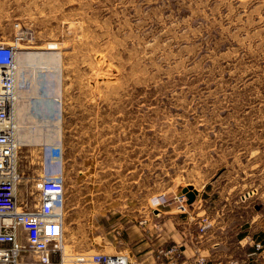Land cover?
Returning <instances> with one entry per match:
<instances>
[{
	"label": "rangeland",
	"instance_id": "obj_1",
	"mask_svg": "<svg viewBox=\"0 0 264 264\" xmlns=\"http://www.w3.org/2000/svg\"><path fill=\"white\" fill-rule=\"evenodd\" d=\"M16 22L19 160L33 176L62 143L67 255L104 243L119 186L135 220L189 185L264 255V0H0V39Z\"/></svg>",
	"mask_w": 264,
	"mask_h": 264
},
{
	"label": "built area",
	"instance_id": "obj_2",
	"mask_svg": "<svg viewBox=\"0 0 264 264\" xmlns=\"http://www.w3.org/2000/svg\"><path fill=\"white\" fill-rule=\"evenodd\" d=\"M32 36L24 23L13 25V35L0 39V264H65L73 256L80 264H141L129 253L67 255L63 231V203L65 188L62 173L52 175L51 162L61 165L63 145L59 141L44 145L40 175L25 177L19 171V152L25 145L20 140L19 124L15 115L18 92L29 86L24 71L16 61L19 45ZM174 207L185 213L188 204L182 192L162 193L154 207ZM145 219L141 220L144 224ZM208 224L199 227L204 232ZM256 250L261 248L257 242ZM182 249L173 244L160 248L157 258L165 264H206V257L196 254L182 261ZM230 264H239L232 261Z\"/></svg>",
	"mask_w": 264,
	"mask_h": 264
},
{
	"label": "crops",
	"instance_id": "obj_3",
	"mask_svg": "<svg viewBox=\"0 0 264 264\" xmlns=\"http://www.w3.org/2000/svg\"><path fill=\"white\" fill-rule=\"evenodd\" d=\"M18 167L19 171H23L20 160ZM58 167V172L62 173L61 165ZM42 171L43 168H38L35 175H40ZM154 195L156 194L150 195L146 202L142 203L137 219L132 220L128 218L126 197L124 194L121 196L119 186L106 202L108 205L106 211L99 215L103 219L92 220L95 228L102 227L100 233L92 234V240L104 243L97 248L94 245L92 249L88 247L86 251L74 250V254L96 251L113 254L128 251L141 264H165L163 258L158 259L156 256L158 249L176 244L182 249V261L192 259L196 254L205 256L206 264H230L232 261L239 264H257L259 257L264 258L263 251L256 250L254 245L248 243L250 238L248 234L241 236V233L233 230L231 222L227 224L228 226L220 224L219 234L213 232L214 225L208 221L198 190L194 202L188 205L185 213L165 205L152 207L149 201ZM65 214L66 195L63 203V231ZM143 219L146 220L144 224L141 223ZM203 220L208 226L204 232H200L199 227ZM65 241L64 233V244ZM248 245L250 247H247Z\"/></svg>",
	"mask_w": 264,
	"mask_h": 264
},
{
	"label": "water",
	"instance_id": "obj_4",
	"mask_svg": "<svg viewBox=\"0 0 264 264\" xmlns=\"http://www.w3.org/2000/svg\"><path fill=\"white\" fill-rule=\"evenodd\" d=\"M181 192L185 195L186 203L188 205L194 202L196 194H197V190L193 186L189 185L187 187H184L181 189Z\"/></svg>",
	"mask_w": 264,
	"mask_h": 264
},
{
	"label": "bare ground",
	"instance_id": "obj_5",
	"mask_svg": "<svg viewBox=\"0 0 264 264\" xmlns=\"http://www.w3.org/2000/svg\"><path fill=\"white\" fill-rule=\"evenodd\" d=\"M30 39V38H29ZM20 46V45H19ZM66 261H68V259L66 260Z\"/></svg>",
	"mask_w": 264,
	"mask_h": 264
}]
</instances>
